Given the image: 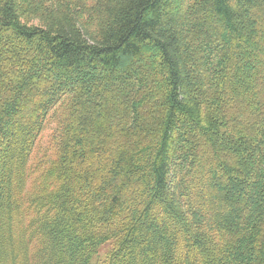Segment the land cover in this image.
<instances>
[{
  "label": "trees",
  "instance_id": "1",
  "mask_svg": "<svg viewBox=\"0 0 264 264\" xmlns=\"http://www.w3.org/2000/svg\"><path fill=\"white\" fill-rule=\"evenodd\" d=\"M0 264H264V0H0Z\"/></svg>",
  "mask_w": 264,
  "mask_h": 264
}]
</instances>
